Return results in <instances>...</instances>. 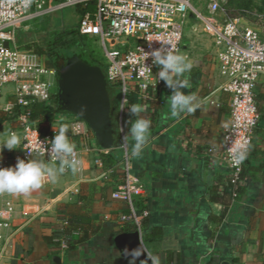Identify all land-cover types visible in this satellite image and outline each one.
<instances>
[{
    "label": "crops",
    "instance_id": "obj_1",
    "mask_svg": "<svg viewBox=\"0 0 264 264\" xmlns=\"http://www.w3.org/2000/svg\"><path fill=\"white\" fill-rule=\"evenodd\" d=\"M25 33L26 29L16 32L20 46L23 38L29 39ZM185 33L179 53L194 63L185 73L189 86L180 90L195 94L200 107L172 116L167 101L171 89L158 80L156 65L155 89H149L147 98L135 91L124 100L121 96L118 145L101 143L84 119L61 115L43 123L57 130L68 126L82 167L76 174L66 170L56 182L46 180L28 194L0 193V217L8 223L0 239V264H128L130 258L114 239L136 228L121 220L127 206L111 196L123 181L125 151L130 174L144 188L137 204L148 210L142 245L159 257L160 264H264V76L255 86L259 118L244 160V188L235 196L222 149L231 96L223 88L217 49L206 33L211 49L185 44ZM4 100L13 101V96L6 92ZM132 105L143 108L139 117L128 112ZM141 117L151 121L149 139L140 157L132 158L129 121ZM17 126L15 118L1 120L0 143ZM78 128L85 134L75 133ZM15 150L3 149L2 157L9 158ZM14 165L8 160L5 167ZM6 201L12 204L10 212ZM63 230L65 234L54 236Z\"/></svg>",
    "mask_w": 264,
    "mask_h": 264
},
{
    "label": "built area",
    "instance_id": "obj_2",
    "mask_svg": "<svg viewBox=\"0 0 264 264\" xmlns=\"http://www.w3.org/2000/svg\"><path fill=\"white\" fill-rule=\"evenodd\" d=\"M89 3H93L94 9L80 14L77 31L99 41L108 82L119 86L123 100L130 91L147 98L149 89H155L156 65L151 56L144 60L143 51L170 47L180 52L187 22L197 20L202 24L203 32L217 49L223 88L231 96L230 122L223 132L222 149L232 182L237 181L243 162H233L232 148L237 143H247L249 148L259 118L255 86L264 76V31L244 25L237 17L227 16L217 0H212L205 11L194 7L191 0H60L48 7H44L45 0H30L28 6L25 0H0V96L6 92L13 96V101L3 100L0 110L7 112L14 104L24 109L15 117L17 128L10 131L19 135L22 142L9 158L0 160V167H5L8 160L16 164L18 157L27 160L31 154L57 161L48 141L58 130L41 133L29 122L27 108L32 101H46L50 97L55 86V69L35 51L18 45L16 32L39 14ZM7 85L10 88L3 92ZM75 133L85 134V131L78 128ZM78 153L76 148L77 158ZM122 162L123 181L111 196L126 204L128 213L120 218L131 221L140 234L148 210L138 211L136 200L144 188L129 172L127 151ZM5 208L9 212L13 209L9 201L5 202ZM7 225L0 217V239Z\"/></svg>",
    "mask_w": 264,
    "mask_h": 264
},
{
    "label": "clouds",
    "instance_id": "obj_3",
    "mask_svg": "<svg viewBox=\"0 0 264 264\" xmlns=\"http://www.w3.org/2000/svg\"><path fill=\"white\" fill-rule=\"evenodd\" d=\"M29 4L30 0H25V6ZM143 53L144 60L151 56L153 64L159 66L158 80H163L171 89V95L167 99L170 114L179 117L184 113L195 112L200 107L197 96L180 90L189 86L190 81L185 77V73H190L194 62L178 51L171 50L170 47H161L151 52L143 51ZM178 77L183 78L182 82L177 79ZM124 109L122 106L121 110ZM127 110L131 116L139 117L143 108L139 105H132ZM129 122L128 135L134 141L130 155L132 158H138L149 139L151 121L141 117ZM68 131V126L62 124L55 132L53 139L48 141L51 146L50 150L57 156L56 164L49 163L45 159H37L31 154V159L25 160L18 157L14 166L0 167V193L28 194L41 188L46 180L56 182L66 170L73 174L78 173L82 167V161L75 155L76 145L70 140ZM21 142V137L12 132L3 143H0V160L3 159V149H17ZM247 155V143H237L233 146L232 158L235 164L242 163ZM123 254L131 257L128 264H136L137 258L141 255H146V259L143 260L144 264H148V261L151 264H160L159 257L148 252L142 245L131 251L125 249Z\"/></svg>",
    "mask_w": 264,
    "mask_h": 264
},
{
    "label": "rangeland",
    "instance_id": "obj_4",
    "mask_svg": "<svg viewBox=\"0 0 264 264\" xmlns=\"http://www.w3.org/2000/svg\"><path fill=\"white\" fill-rule=\"evenodd\" d=\"M60 0H45L46 4L44 7L55 5ZM212 0H191L194 7L201 11L207 9L208 4ZM229 17H237L240 19V22L244 25H248L254 28L264 31V0H217ZM94 9L93 3H89L86 6H64L58 7L51 11L39 14L38 16L28 20L20 29H26L27 36L29 39L23 38L21 43H24V47L29 48L33 51L44 48L47 41L52 40L58 34H61L63 31H68L77 27L79 16L82 13L87 14L92 12ZM184 31L185 33V44H192L193 47H209L211 46V39L203 32L202 24L195 20L193 23L190 20L187 22ZM63 39L71 38L70 35H65ZM73 39V38H72ZM79 42H83L87 50L84 51V45H80ZM65 56L70 57L67 59V65L65 70L67 71L69 77V83L65 86L64 96L72 108L74 104V94L77 93L79 98H83L86 95V79L87 74L82 68L83 62L88 64V58L85 54H88V51L91 55L105 66L103 63V52L102 47L99 41L95 38L82 37L81 39L77 38L67 46L60 45L59 47ZM44 59L46 58V53L40 54ZM49 62V60H48ZM89 62V61H88ZM50 63V62H49ZM92 66V65H90ZM100 68V67H99ZM104 70L103 68H100ZM56 84V81L54 82ZM110 84V83H109ZM83 85V86H80ZM10 85H7L3 89V92H6ZM111 87H117L116 85L110 84ZM55 87V86H54ZM56 88V87H55ZM121 91V90H120ZM130 94L127 95V97ZM5 94L0 96V105L2 104ZM122 96V93H121Z\"/></svg>",
    "mask_w": 264,
    "mask_h": 264
},
{
    "label": "water",
    "instance_id": "obj_5",
    "mask_svg": "<svg viewBox=\"0 0 264 264\" xmlns=\"http://www.w3.org/2000/svg\"><path fill=\"white\" fill-rule=\"evenodd\" d=\"M81 66L88 77L85 82L87 92L83 98H79L77 93L74 94L75 102L72 110L92 126L101 143L106 146H116L121 140L118 121L121 91L119 88L109 85L104 70L84 62ZM63 76L66 86L69 83V75L66 70L63 71ZM114 241L123 253L125 249L131 251L142 245L141 236L137 230L118 234ZM126 257L131 258L130 256ZM145 259L146 255L137 258L138 261L142 262ZM148 263L151 262L148 261Z\"/></svg>",
    "mask_w": 264,
    "mask_h": 264
},
{
    "label": "trees",
    "instance_id": "obj_6",
    "mask_svg": "<svg viewBox=\"0 0 264 264\" xmlns=\"http://www.w3.org/2000/svg\"><path fill=\"white\" fill-rule=\"evenodd\" d=\"M85 10L82 11L81 14L84 13ZM65 35H70L71 38L63 39L62 37ZM83 35H81L77 28H73L68 31H63L61 34H58V36H55L52 40H49L46 42L45 47L38 49L36 53L43 54L46 53V60H49V64H51L56 73L55 77V87L53 89V92L51 93L50 97L46 101H32L28 104V120L31 122L35 128H37L41 133H47L50 128L47 126H43V123L45 122H51L54 119H58L63 116H67L68 118H71L72 120H82V118L69 106L65 96H64V90H65V82H64V76L63 71L65 70V67L67 65V59L70 57L65 56L64 53L59 48L60 45L67 46L70 41H73L74 39H81L82 41ZM73 38V39H72ZM17 41H20L21 39L19 36H16ZM80 45H84L83 42H79ZM85 49L87 50L86 46L84 45ZM88 58L87 63L89 65L103 68L106 72V67L96 61L94 57L91 55V53L88 51V54H85ZM12 101V100H11ZM24 109L18 106L17 104H14L13 107L5 112L0 110V120L7 119V118H15L19 113L23 112ZM245 167H244V161L242 163V169L239 173V179L235 182H232V174H230L229 178V184L231 187H233V192L235 196L240 195L243 192V184L240 180H244L245 177ZM136 206L138 211L142 210L144 207L139 206L137 204L136 200ZM128 213V211H127ZM65 230L63 231H56L54 232V236L59 237L62 234H65Z\"/></svg>",
    "mask_w": 264,
    "mask_h": 264
}]
</instances>
